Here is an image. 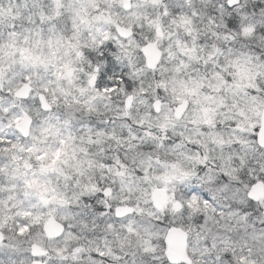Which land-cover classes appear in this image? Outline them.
Returning <instances> with one entry per match:
<instances>
[{"label":"snow or ice","instance_id":"1","mask_svg":"<svg viewBox=\"0 0 264 264\" xmlns=\"http://www.w3.org/2000/svg\"><path fill=\"white\" fill-rule=\"evenodd\" d=\"M0 264H264V0H0Z\"/></svg>","mask_w":264,"mask_h":264}]
</instances>
